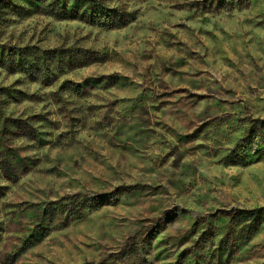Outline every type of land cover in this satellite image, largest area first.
Masks as SVG:
<instances>
[{
  "label": "rangeland",
  "instance_id": "rangeland-1",
  "mask_svg": "<svg viewBox=\"0 0 264 264\" xmlns=\"http://www.w3.org/2000/svg\"><path fill=\"white\" fill-rule=\"evenodd\" d=\"M261 122L264 0H2L0 264H264Z\"/></svg>",
  "mask_w": 264,
  "mask_h": 264
},
{
  "label": "trees",
  "instance_id": "trees-1",
  "mask_svg": "<svg viewBox=\"0 0 264 264\" xmlns=\"http://www.w3.org/2000/svg\"><path fill=\"white\" fill-rule=\"evenodd\" d=\"M92 13H93L92 18L94 22L100 25L101 27L107 28L109 30L119 29L121 27H124V25L135 21V18L132 14L123 16L119 12V10L116 8L114 9L93 8ZM256 123L257 122H255V124ZM263 127H264V122H261V128ZM3 168L6 171V173L7 171L9 172L7 167L4 166ZM259 213L260 211L256 209L255 210H237L234 212V216L232 217V220L236 224H239V225H242L248 222L252 224L253 222L258 221L257 218H258Z\"/></svg>",
  "mask_w": 264,
  "mask_h": 264
},
{
  "label": "water",
  "instance_id": "water-1",
  "mask_svg": "<svg viewBox=\"0 0 264 264\" xmlns=\"http://www.w3.org/2000/svg\"><path fill=\"white\" fill-rule=\"evenodd\" d=\"M2 0H0V2H1Z\"/></svg>",
  "mask_w": 264,
  "mask_h": 264
}]
</instances>
